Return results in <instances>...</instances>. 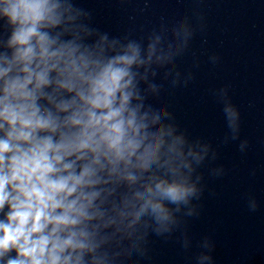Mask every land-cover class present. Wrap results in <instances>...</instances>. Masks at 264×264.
Wrapping results in <instances>:
<instances>
[{
    "label": "clouds",
    "instance_id": "9594fccd",
    "mask_svg": "<svg viewBox=\"0 0 264 264\" xmlns=\"http://www.w3.org/2000/svg\"><path fill=\"white\" fill-rule=\"evenodd\" d=\"M90 17L73 0H0V264L143 256L148 230L170 233L202 194L193 174L210 145L146 104L159 91L153 65L187 45V27L173 29L174 51L155 31L110 40ZM223 113L238 139L239 110L226 101Z\"/></svg>",
    "mask_w": 264,
    "mask_h": 264
}]
</instances>
